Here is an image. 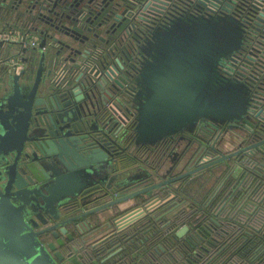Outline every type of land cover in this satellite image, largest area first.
<instances>
[{"label": "water", "instance_id": "1", "mask_svg": "<svg viewBox=\"0 0 264 264\" xmlns=\"http://www.w3.org/2000/svg\"><path fill=\"white\" fill-rule=\"evenodd\" d=\"M91 2L48 0L49 29L37 32L38 44L0 42V264H58L55 243L158 189L166 204L186 188L196 194L216 186L219 177L215 195L229 179L227 194L239 186L246 194L249 183L264 187V75L249 72L259 66L251 44L264 0H131L125 7L110 0L89 9ZM80 4L89 9L85 20V10L60 11ZM96 18L95 29L118 22L116 37H98L105 47L60 38L79 35ZM127 26L132 32L122 41ZM28 51L37 52L32 61L19 56ZM245 52L237 67L234 58ZM218 126L231 136L208 142L207 131ZM173 139L175 159L157 167L131 153ZM45 216L51 223L35 230ZM47 231L55 243L45 246L38 235ZM188 232L184 225L170 238L189 240Z\"/></svg>", "mask_w": 264, "mask_h": 264}, {"label": "flooded vegetation", "instance_id": "2", "mask_svg": "<svg viewBox=\"0 0 264 264\" xmlns=\"http://www.w3.org/2000/svg\"><path fill=\"white\" fill-rule=\"evenodd\" d=\"M116 1L118 0H112V2H116ZM124 1L125 2H123L122 4L125 7L127 6L126 2L131 1V0H124ZM108 2H110V0H92L91 7L89 9L91 8L99 9L100 7H103ZM50 5H51L50 3L48 4V0H5L3 4H0V30L17 31L25 39L26 38L34 39L35 40L34 45H36L38 44L39 39H40V35L37 32L44 30V31H47L48 33V29H49L48 27V7ZM81 9L83 10V12H81L82 14L84 13V10L86 12L83 16V20H85L88 17L87 12L89 11V9H84L83 4H80L77 7L73 5L72 7L69 8V10L60 9V11H64L63 15L65 16V15L72 14L71 12L73 10H75L74 12L75 14ZM100 21H101L100 18H96L92 24L87 22L84 27L85 30L79 29L80 31L79 35L73 34V35H70L71 37L61 36L60 38L67 40L71 45H74L75 47H81V46L88 47L89 45L92 44L91 43L92 41L96 42L98 47L99 46L105 47V44L103 43V41H100L98 37H102V39L104 40L106 39L111 40L113 36L116 37V35H118L119 33L118 31H116L117 30L116 25L118 22L115 23L112 20L110 21L108 20L105 23L103 22V24L100 27H98V29H95V26L98 25ZM111 23H113L112 27H111ZM87 28L91 30L90 33L86 32ZM131 32L132 30L130 26L125 27L123 32H120L121 40L125 41L127 39L126 36H129ZM87 35L89 37L92 35H98V36H96V38H92V40H87V37H88ZM47 40L48 39H46V41ZM54 46L55 48L53 52L60 50L61 48L60 45H54ZM17 52L18 51H16V48H15V50L13 49L9 51L8 54H5V55H16ZM34 52L28 51L25 53H19L20 54L19 56L21 58L28 57V59L32 61L33 57L37 53V52L36 53ZM66 53L67 52L65 51H61L60 56L62 55L63 57V55H66ZM47 54H48V51H47ZM229 59H225L224 62L222 63V66H224L225 63L228 62ZM137 60H135L136 63H137ZM33 66L34 64L30 63L29 68H32ZM60 67L62 68V66ZM207 133L209 136L208 142L210 143L218 139L222 135H226L227 137L231 136V132L226 130V128H222L221 126H218L216 129H212V130L209 129ZM174 140L175 139H173V142L171 140H166V141L160 142L158 145L154 147H151L148 151L149 152L148 155L145 157L146 159L145 167L147 168L157 167L165 158L166 160L173 161L176 156L174 152H171L172 144L174 143ZM236 143H234L232 146H229V147L227 146L226 148H222L223 150H220V152L226 153V151L234 149L237 145ZM213 155H216V154H213ZM220 182H222L221 177L217 179L216 186H217V183L220 185L221 184ZM216 186L214 184V186L212 187H205L201 189L200 191H198V193L196 194L192 193L191 190L186 188L185 189L186 194L189 193L191 195H194L192 199L186 197V194L182 193V194H179L176 198L170 199L166 204H165L166 200L164 199V196H165L164 189H158V190L137 196L131 200V201H135L136 204H134V206L131 207L130 210L132 209V211H137V212L140 211V212H138L139 214L133 221L127 223L126 225L120 228L117 226L115 222L116 218L119 216V213L117 214L115 213L110 218L106 219V221H104L103 226H100V224L98 223L99 220L94 218L95 221L94 222L92 221L91 227H85L84 229L80 227L79 230L76 229V231H72L71 232L73 235L72 240L64 239V244L61 246H58L55 243L54 239L50 235V232L48 231L38 235V238L45 246L50 241H53L55 243L56 250H58L63 256L61 261H57L58 264H67V263L74 264L73 263L74 259L77 260L78 264H114V259H116V254H118L121 251H124L127 248L125 247V244L129 243V240L132 239V237H134L136 234V232L132 233V231L129 229L131 226L135 225L137 227L136 231H139L141 229H144L146 225L150 222V219L152 218H154V220H158L160 218H165V217L167 219H171L173 215L176 214L181 207L189 208V207H192L193 205L197 206V204L198 205L209 204L211 200H214L215 198H217L215 196ZM239 187L241 188V186ZM247 187L248 189L250 187H253V190L251 191L252 188H250V190L248 191L249 195L248 196L245 195L246 200L247 198H249V196L253 195V191L254 193L257 191V188L250 183L248 184ZM219 192L222 193V187L217 191V194ZM181 199H184L185 202L179 207H177V204L178 202L181 201ZM149 200L153 202L150 203L148 202ZM223 201L224 199H222L221 202ZM149 206H154L151 211L147 210ZM115 208L116 207H112L110 209L113 210ZM137 208H140V209H137ZM106 211L101 212V215L105 213ZM45 219L47 220V223L45 225L40 224L38 228H35V230H39L43 227H47L48 224L51 223L50 218L48 216H45ZM179 228L180 227L176 228V230ZM124 231H127V232L124 233ZM196 232L197 231L193 230L191 232L189 231L187 234L191 237ZM121 233H124V236L118 237V235ZM156 251L161 252V249L157 247Z\"/></svg>", "mask_w": 264, "mask_h": 264}, {"label": "trees", "instance_id": "3", "mask_svg": "<svg viewBox=\"0 0 264 264\" xmlns=\"http://www.w3.org/2000/svg\"><path fill=\"white\" fill-rule=\"evenodd\" d=\"M150 148H132L131 153L145 158ZM232 184L229 179L209 204L181 207L171 219L152 218L139 231L131 226L136 234L116 254L114 264H264V187L253 191L255 203L250 205L241 188L227 194ZM184 225L197 232L189 240L173 241L170 235Z\"/></svg>", "mask_w": 264, "mask_h": 264}, {"label": "built area", "instance_id": "4", "mask_svg": "<svg viewBox=\"0 0 264 264\" xmlns=\"http://www.w3.org/2000/svg\"><path fill=\"white\" fill-rule=\"evenodd\" d=\"M264 4V3H262ZM23 39V36L20 35L17 31L14 30H0V42H4L9 43L11 41H20ZM255 40L257 42V45L255 44H251L252 45V51L253 53L256 54L255 57V62H258L259 66L252 71V69H249V72L253 73L254 75L257 76H262V73H264V64L262 63V61H264V43L262 41H264V23L261 25L257 36L255 37ZM35 44V40L34 39H25V43L24 46H31ZM247 48H251V47H247ZM247 55V52H245L243 55L238 56L236 59V66L239 67L240 65H243V59L245 58V56ZM14 62V61H12ZM234 61L229 59L228 62L225 63V65L222 67L224 70H227L226 67L230 66ZM22 66L21 64L18 65L17 69H20ZM231 67V66H230ZM262 70V71H261Z\"/></svg>", "mask_w": 264, "mask_h": 264}, {"label": "crops", "instance_id": "5", "mask_svg": "<svg viewBox=\"0 0 264 264\" xmlns=\"http://www.w3.org/2000/svg\"><path fill=\"white\" fill-rule=\"evenodd\" d=\"M5 48H7V47H5ZM240 171L241 170L238 169L235 172V175H237L238 173H240ZM250 188H252L251 189V191H252L253 190V187H250ZM248 195H249V193H246V196H248ZM134 204H136L135 201L129 200V201H126V202L120 204L118 207H116L113 210L112 209H109L108 211H106L105 213H103L100 216V220L98 221V223L100 224V226H103L104 221H106V219L110 218L115 213L116 214L119 213V216L116 218V221L115 222H116L117 226L121 228L122 226L126 225L127 223L133 221L137 217V215L139 214L138 212H140V211L137 212V211H132V209L130 210V208L133 207ZM154 206H149L147 208V210L148 211H151ZM137 209H140V208H137ZM133 210H135V209H133ZM135 212H137V213H135ZM92 221L94 222L95 219L93 218Z\"/></svg>", "mask_w": 264, "mask_h": 264}]
</instances>
